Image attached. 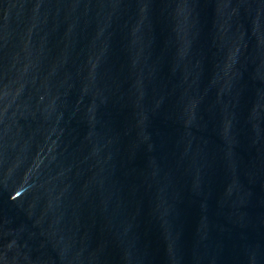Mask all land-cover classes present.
<instances>
[{
  "label": "water",
  "instance_id": "95a60500",
  "mask_svg": "<svg viewBox=\"0 0 264 264\" xmlns=\"http://www.w3.org/2000/svg\"><path fill=\"white\" fill-rule=\"evenodd\" d=\"M0 264H264V0H0Z\"/></svg>",
  "mask_w": 264,
  "mask_h": 264
}]
</instances>
